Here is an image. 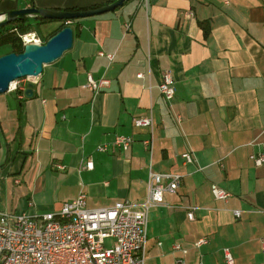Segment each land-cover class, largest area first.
Masks as SVG:
<instances>
[{
	"label": "crops",
	"instance_id": "0c3cea01",
	"mask_svg": "<svg viewBox=\"0 0 264 264\" xmlns=\"http://www.w3.org/2000/svg\"><path fill=\"white\" fill-rule=\"evenodd\" d=\"M114 1L0 0V15ZM30 20L48 34L62 22ZM66 24L72 47L30 81L32 96L27 82L0 94V212H57L80 191L89 208L137 203L149 171L174 173L177 189L148 213L144 264H227L223 248L232 264H264V164L250 158L264 153V0H125ZM164 72L170 100L158 89ZM88 74L109 86L87 89ZM148 115L151 151L142 143L149 129L132 123ZM116 135L134 140L117 148ZM88 159L92 168H81ZM212 184L227 201L213 197ZM200 238L207 242L196 246Z\"/></svg>",
	"mask_w": 264,
	"mask_h": 264
},
{
	"label": "built area",
	"instance_id": "2783aa9c",
	"mask_svg": "<svg viewBox=\"0 0 264 264\" xmlns=\"http://www.w3.org/2000/svg\"><path fill=\"white\" fill-rule=\"evenodd\" d=\"M128 28L129 24L126 23ZM21 44H42L36 33L19 35ZM100 56L111 61L112 53L99 52ZM143 77L142 73L137 74ZM34 77L16 80L10 88L17 89ZM19 81L23 84L19 85ZM87 89L100 92L109 86V80L87 75ZM158 89L166 100H170L175 88L168 72L161 75ZM134 127H146L150 136L142 140L151 151L153 119L151 115L134 117ZM132 136L116 135L112 146L127 149L133 142ZM98 151H106L107 144H101ZM185 163L193 158L189 152L181 154ZM255 166L264 164V153L251 155ZM61 168V166H59ZM81 168L91 169L88 159ZM180 176L174 173L149 171L147 190L144 198L137 202L117 201L110 207L89 208L86 195L80 191L76 198L63 202L57 212H47L40 216L9 214L0 212V264H144L146 248L147 217L151 209L164 205V192H174ZM211 193L215 199L227 201L230 193L212 184ZM187 211V217L193 218V210ZM235 216L240 212L234 210ZM207 242L200 238L195 243L200 246ZM264 252V235L260 240ZM178 248V246H175ZM224 260L232 264V257L227 248H223Z\"/></svg>",
	"mask_w": 264,
	"mask_h": 264
},
{
	"label": "water",
	"instance_id": "95a60500",
	"mask_svg": "<svg viewBox=\"0 0 264 264\" xmlns=\"http://www.w3.org/2000/svg\"><path fill=\"white\" fill-rule=\"evenodd\" d=\"M125 0H115L109 4L86 10H50L34 6L7 11L0 15V28L13 22L24 21L31 17L34 19L68 21L99 15L122 5ZM73 44V29L64 26L50 36L42 44L29 43L19 53L8 52L0 55V94L9 90L16 80L26 77H36L41 74L43 66L60 58ZM32 83L27 82L24 95L33 94Z\"/></svg>",
	"mask_w": 264,
	"mask_h": 264
},
{
	"label": "trees",
	"instance_id": "16d2710c",
	"mask_svg": "<svg viewBox=\"0 0 264 264\" xmlns=\"http://www.w3.org/2000/svg\"><path fill=\"white\" fill-rule=\"evenodd\" d=\"M75 10L76 9H69V11H75ZM38 20L39 22L47 21L44 19H38ZM67 25L68 24L62 21L60 26L56 30H54L53 32H51L50 34L42 38V42H45L50 36H52L53 34L58 32L61 28ZM30 28H31V23L26 22V21L13 22L9 24L8 27L5 26L3 28H0V45L7 44L9 46V50L5 52H1L0 55L8 53V52H15V53L21 52L23 50V46L21 44L19 34H16L14 29L15 30L17 29L19 33H25L27 31H31ZM206 32L207 30L205 29L204 33L206 34Z\"/></svg>",
	"mask_w": 264,
	"mask_h": 264
},
{
	"label": "rangeland",
	"instance_id": "374dc122",
	"mask_svg": "<svg viewBox=\"0 0 264 264\" xmlns=\"http://www.w3.org/2000/svg\"><path fill=\"white\" fill-rule=\"evenodd\" d=\"M30 22H31V28H30L31 31H27L25 33H19L17 29L16 30L14 29L15 33L19 34V35H22V34H26V33H30V32L33 33L34 32L38 36H41V37H44V36H46L48 34V27H47V25L45 23H37V22H35L33 20H30ZM8 26H6V27H8ZM41 40H42V38H41ZM8 50H9V46L7 44L0 45V53L8 51ZM21 84H23L22 81H19V85H21Z\"/></svg>",
	"mask_w": 264,
	"mask_h": 264
}]
</instances>
